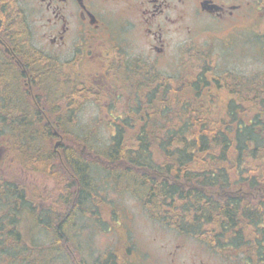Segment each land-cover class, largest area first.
I'll list each match as a JSON object with an SVG mask.
<instances>
[{
    "label": "trees",
    "instance_id": "obj_1",
    "mask_svg": "<svg viewBox=\"0 0 264 264\" xmlns=\"http://www.w3.org/2000/svg\"><path fill=\"white\" fill-rule=\"evenodd\" d=\"M6 21L9 41L39 74L32 83L46 107L36 111L16 71L12 86L0 67V147L23 175L50 178L60 189L55 203L41 198L37 207L25 185L0 188V234L12 239L0 253L10 255L11 264H126L134 250L129 240L122 242L128 247L116 244L91 257L92 232L119 239L116 205L108 197L114 193L133 196L152 222L179 235L217 250L256 251L255 238L264 237V73L247 78L213 71L214 60L200 51L189 58L192 78L143 68L134 88L139 97L111 98L107 105L95 100L111 117L77 128L75 99L90 89L71 66L60 71L23 42L28 33L14 10ZM257 37L264 59V28ZM101 127L112 133L93 146ZM23 216L43 235L44 243L34 242L41 250L19 240Z\"/></svg>",
    "mask_w": 264,
    "mask_h": 264
},
{
    "label": "flooded vegetation",
    "instance_id": "obj_2",
    "mask_svg": "<svg viewBox=\"0 0 264 264\" xmlns=\"http://www.w3.org/2000/svg\"><path fill=\"white\" fill-rule=\"evenodd\" d=\"M260 1L0 0V67L7 68L6 78L12 86V72L16 71L15 77L26 86L23 91L35 92L27 94V102H32L36 111L41 110L43 98L37 99L35 89L39 87L32 83L39 79V74L29 70L26 56L9 41L6 31L8 21L5 24L4 20L8 19V9H11L28 33V41L23 42L30 44L35 53L53 59L60 71L75 61L84 62L88 65L85 69L71 67V71L80 77L85 88L93 85L97 94L99 90L100 97L108 101L111 98L118 102L133 101L139 97L135 85L142 81L138 72L169 63V48L174 39H180L177 41L181 44L179 54L186 55L188 51L189 55L198 54L200 51L195 47L200 45L198 31L217 32L214 39L218 34H233L246 19L252 4ZM95 70L100 72L92 76ZM108 92L113 95L105 97ZM110 117L111 113L103 116ZM5 152L0 147V188L5 191L12 183L21 188L18 174L22 171L18 163L8 159L17 165V175L4 173ZM6 236L10 239L8 233ZM255 240L260 244L254 253L243 255L244 264H264V237L257 236Z\"/></svg>",
    "mask_w": 264,
    "mask_h": 264
},
{
    "label": "rangeland",
    "instance_id": "obj_3",
    "mask_svg": "<svg viewBox=\"0 0 264 264\" xmlns=\"http://www.w3.org/2000/svg\"><path fill=\"white\" fill-rule=\"evenodd\" d=\"M252 6L249 12H247L246 19L233 34H218L219 37L214 39L213 36L217 32L204 34L198 31L196 33V37L200 40V45H195V47H198L197 50L203 51L204 57L212 61L214 60L213 71L223 73L225 70H229L235 75L239 74L247 78L260 76L264 73V59L259 54L261 49L260 40L258 37L256 38L259 29L264 28V0H261L257 5L253 3ZM258 6H261V12L258 11ZM177 41H180V39H174L169 48L171 54L168 59L169 63H163L157 68L165 76L169 74L177 76L178 73H181V76L184 78L189 77L190 79L194 76H190V70L192 69L190 63L194 61L188 63L189 58H191L189 51L186 55L179 54L181 53V44H177ZM70 65L72 68L80 67L81 69H85L88 66L86 63L79 61H75ZM94 72H100V70L93 71L92 76ZM88 88L91 94L88 92V94L80 95L75 99V103L79 104V109L76 111V118L71 121H77V128H94L96 125L95 120L103 119L104 116L96 107L95 100H98L100 104L107 105V99L100 97L99 90V97H94L98 96V94L96 92L97 89L93 85H89ZM54 99L59 101L57 107L59 110H62L64 106L63 101L58 100L56 97ZM41 103L42 108L46 107L45 101H41ZM29 104L31 105V102ZM98 131L99 133H97L96 138L100 140V143L95 142L93 146L100 147L101 142H105L112 131H107V127H101ZM59 140H61L60 137L55 138V142ZM81 152L85 154L83 150ZM8 159H4L5 162L2 166L5 170L4 173L17 175V165L11 163ZM21 173L20 176L18 174V177H21V184L26 186L27 191L30 193H28L29 200L35 206L39 207L42 204V199H46L49 203H55L56 199L60 196V189L56 188L55 183L50 178H41L36 175L28 177L27 175H23V172ZM41 191L42 196L40 194ZM108 197L114 200L112 206L116 205V214H118L117 217L120 223L116 234H118L119 239L114 238L111 233L92 232L90 234L92 236L89 237L92 258L98 255V253L105 251V249L109 251V248L115 247L116 244L128 247L129 244L127 245V242L122 243L128 240L134 245V250L130 253L126 264L129 262L130 264H244L243 255L251 253L247 252L246 249L248 248L245 247L217 250L188 234H185L186 236L179 235L163 225L154 223L131 195L114 193ZM27 219L25 216L20 217L19 230L21 231V236L18 235V238L19 240H23L24 244H29L31 241L34 244L31 248L35 249L36 245L41 250L43 247L34 242L44 243L43 235L41 232L38 233L35 227L31 226L32 221L30 222ZM11 241V237L9 239V237H4V235L0 234V251L6 248L9 250L12 246ZM9 256L0 253V264H11L8 259Z\"/></svg>",
    "mask_w": 264,
    "mask_h": 264
},
{
    "label": "water",
    "instance_id": "obj_4",
    "mask_svg": "<svg viewBox=\"0 0 264 264\" xmlns=\"http://www.w3.org/2000/svg\"><path fill=\"white\" fill-rule=\"evenodd\" d=\"M59 143H60V142H59V141H57V142H56V144H55V146H57Z\"/></svg>",
    "mask_w": 264,
    "mask_h": 264
}]
</instances>
